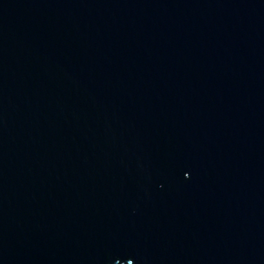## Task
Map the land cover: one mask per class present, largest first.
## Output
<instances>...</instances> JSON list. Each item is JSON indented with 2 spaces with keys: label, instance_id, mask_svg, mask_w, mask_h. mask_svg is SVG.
<instances>
[{
  "label": "water",
  "instance_id": "water-1",
  "mask_svg": "<svg viewBox=\"0 0 264 264\" xmlns=\"http://www.w3.org/2000/svg\"><path fill=\"white\" fill-rule=\"evenodd\" d=\"M264 264V0H0V264Z\"/></svg>",
  "mask_w": 264,
  "mask_h": 264
},
{
  "label": "snow or ice",
  "instance_id": "snow-or-ice-1",
  "mask_svg": "<svg viewBox=\"0 0 264 264\" xmlns=\"http://www.w3.org/2000/svg\"><path fill=\"white\" fill-rule=\"evenodd\" d=\"M130 264H131V262H130Z\"/></svg>",
  "mask_w": 264,
  "mask_h": 264
}]
</instances>
